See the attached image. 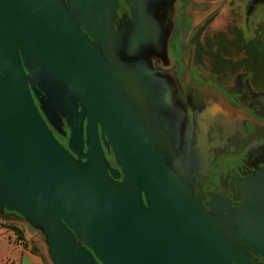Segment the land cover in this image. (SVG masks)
Here are the masks:
<instances>
[{
    "label": "water",
    "instance_id": "obj_1",
    "mask_svg": "<svg viewBox=\"0 0 264 264\" xmlns=\"http://www.w3.org/2000/svg\"><path fill=\"white\" fill-rule=\"evenodd\" d=\"M124 2L115 25L118 0H0V209L43 234L53 264H257L245 230L193 193L197 150L168 123L154 63L181 4ZM63 118L68 147L49 126L66 135Z\"/></svg>",
    "mask_w": 264,
    "mask_h": 264
},
{
    "label": "flooded vegetation",
    "instance_id": "obj_2",
    "mask_svg": "<svg viewBox=\"0 0 264 264\" xmlns=\"http://www.w3.org/2000/svg\"><path fill=\"white\" fill-rule=\"evenodd\" d=\"M226 3L223 0L221 6ZM118 4L115 25L130 16L124 0ZM218 13L214 9L188 37H179L166 66L154 65L169 91V120L178 122L181 135H190L186 144L197 150L184 159L189 163L185 172L194 180L193 193L207 211L226 216L234 229L245 230L240 247L252 261L264 264V253L252 243L259 240L264 246V0H246L230 33L214 29L211 36L201 37ZM146 108L156 111L152 104ZM63 121L66 135L49 126L68 147L70 129ZM160 126L169 130L165 122ZM103 151L108 170L118 169L115 180L121 182L123 172L112 149L103 145Z\"/></svg>",
    "mask_w": 264,
    "mask_h": 264
},
{
    "label": "rangeland",
    "instance_id": "obj_3",
    "mask_svg": "<svg viewBox=\"0 0 264 264\" xmlns=\"http://www.w3.org/2000/svg\"><path fill=\"white\" fill-rule=\"evenodd\" d=\"M177 1L181 4V7H179L180 18L177 20L179 28L175 29L169 45L167 46L168 57L171 58V60H173L175 53H172L170 49H175V44L179 40V37H188L193 27L214 9H219V13L210 24H208V26L204 27L201 37L211 36L214 29L215 33L218 31L225 34L230 33V28L236 25L235 23H239L238 17L240 16V12H243V5L246 0H227V3L223 6H221L223 0ZM240 22V27H244L243 20ZM253 32L254 31L251 33L248 32L247 37L250 34L252 35ZM169 122L173 127L179 125L178 122H173L171 120H169ZM12 225L16 226L20 232L16 233L12 230L10 228ZM0 233H2V237H0V256L9 253V248H11V244H9L10 240L11 243L13 242L21 245L27 250L43 254L44 257L46 256V258H48L47 263L49 262V264H53L49 258L43 234L39 230L32 228L18 213L6 209H0ZM20 235L22 236V239Z\"/></svg>",
    "mask_w": 264,
    "mask_h": 264
},
{
    "label": "crops",
    "instance_id": "obj_4",
    "mask_svg": "<svg viewBox=\"0 0 264 264\" xmlns=\"http://www.w3.org/2000/svg\"><path fill=\"white\" fill-rule=\"evenodd\" d=\"M0 237H2V233H0ZM12 243L9 240L11 248H9V253L0 256V264H45L39 256L21 245Z\"/></svg>",
    "mask_w": 264,
    "mask_h": 264
},
{
    "label": "trees",
    "instance_id": "obj_5",
    "mask_svg": "<svg viewBox=\"0 0 264 264\" xmlns=\"http://www.w3.org/2000/svg\"><path fill=\"white\" fill-rule=\"evenodd\" d=\"M54 133H55V135H56L57 137H59L60 139H63L59 134H57L56 132H54ZM10 228H11L12 230H14L16 233L20 232L19 229H18L16 226H13V225H12V226H10ZM20 236H21V235H20ZM21 239H22V236H21ZM23 244H24V243H23ZM24 246H25V244H24ZM29 251H30L31 253H33V254L39 256L45 264H49V262L47 263L48 258H46V256L44 257L43 254H38V253H36V252H34V251H32V250H29Z\"/></svg>",
    "mask_w": 264,
    "mask_h": 264
}]
</instances>
